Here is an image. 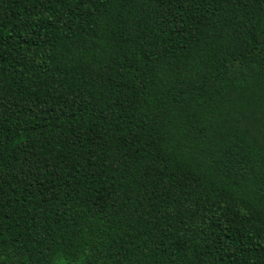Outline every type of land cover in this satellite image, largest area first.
<instances>
[{
  "label": "trees",
  "instance_id": "16d2710c",
  "mask_svg": "<svg viewBox=\"0 0 264 264\" xmlns=\"http://www.w3.org/2000/svg\"><path fill=\"white\" fill-rule=\"evenodd\" d=\"M0 264H264V0H0Z\"/></svg>",
  "mask_w": 264,
  "mask_h": 264
}]
</instances>
